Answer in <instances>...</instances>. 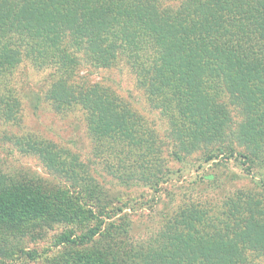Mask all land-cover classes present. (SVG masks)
I'll list each match as a JSON object with an SVG mask.
<instances>
[{"label": "trees", "instance_id": "trees-1", "mask_svg": "<svg viewBox=\"0 0 264 264\" xmlns=\"http://www.w3.org/2000/svg\"><path fill=\"white\" fill-rule=\"evenodd\" d=\"M120 61L166 121L168 157L201 152L204 162L224 156L241 159L246 174L255 161L264 170V0H0V122L19 123L16 69L27 63L48 71L43 99L56 113L82 112L103 167L123 186L143 182L157 190L169 170L155 132L108 87L79 75L84 66L108 69ZM227 130L236 143L224 146ZM12 141L78 193L0 173V259H38L18 247L25 236L56 224L81 228L83 221L78 235L70 229L56 244L84 248L100 236L109 244L56 264L264 259V195L237 191L217 207L190 203L153 237L135 241L105 222L123 207L111 213L85 205L92 183L75 157L50 141Z\"/></svg>", "mask_w": 264, "mask_h": 264}, {"label": "rangeland", "instance_id": "rangeland-1", "mask_svg": "<svg viewBox=\"0 0 264 264\" xmlns=\"http://www.w3.org/2000/svg\"><path fill=\"white\" fill-rule=\"evenodd\" d=\"M48 74V71L35 70L27 63H22L13 74L12 83L20 99L19 123L7 125L0 122V173L12 180L42 185L47 191L52 189L64 191L69 196L77 195L75 187H70L63 178L47 171L37 156L24 154L14 144L12 137L28 136L50 141L75 157L85 168L92 183L85 205L92 211L104 207V211L109 210L111 213L123 207L122 212H115V216L105 222H113L120 229L123 226L128 237L135 241L153 237L160 227L176 216L179 209L190 203L217 207L237 191L264 195V170L257 161L249 174H246L240 164L241 159L219 156L204 162L201 152L188 155L181 161L168 157L170 141L166 137V121L148 105L144 92L137 86L134 74L123 62L108 69L84 66L79 75L91 83H101L108 87L144 119L161 144L163 165L169 170L167 181L157 190L150 189L143 182L131 187L121 185L103 167L102 160L94 155L93 143L87 134L82 112L74 110L56 113L43 99ZM227 138L224 146L236 143L230 132ZM233 145L236 151H244L237 144ZM89 188L85 187L86 191ZM86 224L83 221L81 228ZM81 228L56 224L51 228L36 229L25 236L18 247L24 251H36L38 259L30 260L17 254L15 258L0 259V264H56L109 244L106 236L98 237L95 243L84 248L56 244L57 235L70 229H74V234L78 235ZM256 261L264 264V259Z\"/></svg>", "mask_w": 264, "mask_h": 264}]
</instances>
